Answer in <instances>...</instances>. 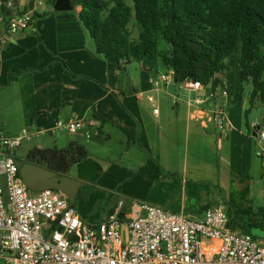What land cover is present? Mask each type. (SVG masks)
<instances>
[{
	"label": "crops",
	"instance_id": "1",
	"mask_svg": "<svg viewBox=\"0 0 264 264\" xmlns=\"http://www.w3.org/2000/svg\"><path fill=\"white\" fill-rule=\"evenodd\" d=\"M73 10L45 19L46 12H39L30 30L10 37L0 22V123L8 115L19 119L12 136L25 128L54 134L62 131L54 129L58 121H95L96 126L86 127L89 137L72 134L108 149L109 162L95 163L94 171L105 191L116 190L127 212L134 203H148L198 220L207 206L234 207V190L242 197L239 204L264 207V155L257 159L254 151V143H264L259 138L264 131L253 123L247 133L241 111L221 105V100L228 105L236 81L232 87L196 91L175 83L171 73L168 83L155 87L166 69L153 71L141 63L121 69L97 55L78 19L80 8ZM56 59L72 75L53 64ZM125 130H136L132 136L138 144L128 143ZM149 158L162 171L153 181L140 171ZM259 161L257 184L252 175ZM107 217L82 218L96 224Z\"/></svg>",
	"mask_w": 264,
	"mask_h": 264
},
{
	"label": "built area",
	"instance_id": "2",
	"mask_svg": "<svg viewBox=\"0 0 264 264\" xmlns=\"http://www.w3.org/2000/svg\"><path fill=\"white\" fill-rule=\"evenodd\" d=\"M42 7L43 0H29L22 7L17 0H0V22L7 36L30 30ZM170 77L160 74L155 87ZM183 85L203 88L188 80ZM222 94L228 96L226 90ZM87 125L96 122L58 121L54 129L87 138ZM45 132L25 128L10 139L0 136V259L5 264H264V242L231 229L222 205L207 208L197 220L184 212L134 203L122 219L121 199L106 220L95 224L81 217L62 190L32 192L23 182L14 151L23 140ZM259 138L264 140V132Z\"/></svg>",
	"mask_w": 264,
	"mask_h": 264
},
{
	"label": "trees",
	"instance_id": "3",
	"mask_svg": "<svg viewBox=\"0 0 264 264\" xmlns=\"http://www.w3.org/2000/svg\"><path fill=\"white\" fill-rule=\"evenodd\" d=\"M69 1L74 12L80 8L78 19L96 54L117 62L121 69L133 62L153 71L163 66L177 84L200 82L214 91L232 87L239 73L242 82L252 84L251 106L264 102V0ZM50 2L54 5L56 0ZM161 40L170 48L161 49ZM53 64L72 75L62 60ZM125 133L129 144H138L133 138L136 130ZM88 156L84 145L71 141L64 149L35 147L26 161L65 174ZM140 171L150 181L162 175L153 158ZM118 202L117 195L109 193L94 212L101 220L114 212ZM226 209L231 229L264 239V207L235 209L226 203Z\"/></svg>",
	"mask_w": 264,
	"mask_h": 264
},
{
	"label": "rangeland",
	"instance_id": "4",
	"mask_svg": "<svg viewBox=\"0 0 264 264\" xmlns=\"http://www.w3.org/2000/svg\"><path fill=\"white\" fill-rule=\"evenodd\" d=\"M26 1L27 0H19L21 4H24ZM40 12L42 15L46 12L44 19L45 17L47 18L56 13L54 5H52L50 0H43V7ZM135 35H137L136 31ZM88 40L94 46V42L90 37H88ZM160 48H170V46L165 41L161 40ZM136 64V62H133L128 66H136ZM159 69L165 70V67L160 66ZM166 72H168V70H166ZM169 75H171L170 71ZM233 89L234 92L230 93L226 102L228 105L226 106L222 100L221 105L225 107L226 111H241L243 126L247 133H250L249 129H253V123L260 125L261 129L264 131V102L259 101L255 106H251L250 99L253 90L252 84L242 82L239 74ZM4 122L8 125H4ZM18 127L19 119L17 117L11 115L2 117L0 123L1 137L6 139L12 138L14 131ZM71 141H77L84 145L88 150L89 158L84 161L85 163H83L82 166L75 165L65 174L56 173L46 167L35 165L26 161L27 154L38 144L45 147H57V149H64ZM90 142V140L78 137L76 134H72L67 130L56 131L54 134L44 133L42 135L33 136L32 140H23L21 149L15 150L14 155L21 169L24 184L32 192L45 189L62 190L70 199L73 201L76 200L78 211L82 217L88 218V216L90 217L92 214H97V216H99V213L94 212L98 203L104 200L109 193H114L117 197L118 193L116 190H110L108 192L105 191V187L102 185L101 177L99 178V174L97 176L94 171L95 163L104 165L103 163L106 161L109 162L110 158L107 156L108 149L103 147H94V145ZM254 149L257 159L259 158V153L264 155V143L262 145L254 143ZM255 168L257 174H253L252 177L257 184H260V161L258 165H255ZM82 193H86V196L84 198H79L78 195ZM232 199L234 201L232 203L235 209L247 207L243 203L239 204L242 197L238 191H233ZM0 264H5L4 260L0 259Z\"/></svg>",
	"mask_w": 264,
	"mask_h": 264
},
{
	"label": "water",
	"instance_id": "5",
	"mask_svg": "<svg viewBox=\"0 0 264 264\" xmlns=\"http://www.w3.org/2000/svg\"><path fill=\"white\" fill-rule=\"evenodd\" d=\"M73 9L69 0H56L54 4V10L58 12L72 11Z\"/></svg>",
	"mask_w": 264,
	"mask_h": 264
}]
</instances>
